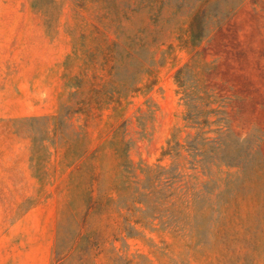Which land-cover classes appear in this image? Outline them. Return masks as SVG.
<instances>
[{
    "label": "rangeland",
    "instance_id": "rangeland-1",
    "mask_svg": "<svg viewBox=\"0 0 264 264\" xmlns=\"http://www.w3.org/2000/svg\"><path fill=\"white\" fill-rule=\"evenodd\" d=\"M0 264H264V0H0Z\"/></svg>",
    "mask_w": 264,
    "mask_h": 264
},
{
    "label": "trees",
    "instance_id": "trees-1",
    "mask_svg": "<svg viewBox=\"0 0 264 264\" xmlns=\"http://www.w3.org/2000/svg\"><path fill=\"white\" fill-rule=\"evenodd\" d=\"M200 15L199 13L195 14L192 20V32H191V41L193 44H198L205 35L201 32L200 28Z\"/></svg>",
    "mask_w": 264,
    "mask_h": 264
}]
</instances>
